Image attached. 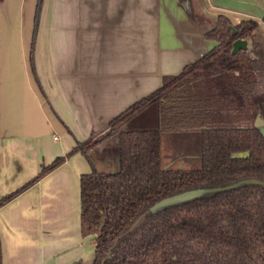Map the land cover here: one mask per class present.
I'll list each match as a JSON object with an SVG mask.
<instances>
[{"label": "crops", "instance_id": "crops-1", "mask_svg": "<svg viewBox=\"0 0 264 264\" xmlns=\"http://www.w3.org/2000/svg\"><path fill=\"white\" fill-rule=\"evenodd\" d=\"M193 8L206 23L178 0H43L34 42L31 24L17 28L22 37L0 40V199L66 156L0 206L1 264H93L80 178L98 171L92 154L118 158L117 135L97 143L90 161L68 153L212 50L217 41L206 33L220 14L232 24L257 21L255 40L264 46V0H193ZM4 10L9 0L0 16ZM156 106L121 129L150 121L157 128Z\"/></svg>", "mask_w": 264, "mask_h": 264}, {"label": "trees", "instance_id": "trees-1", "mask_svg": "<svg viewBox=\"0 0 264 264\" xmlns=\"http://www.w3.org/2000/svg\"><path fill=\"white\" fill-rule=\"evenodd\" d=\"M178 3L196 23L207 22L193 0ZM257 27L253 19L232 24L220 14L206 33L217 41L212 50L114 117L99 140L90 136L68 153L80 151L90 161L97 143L117 135L118 170L93 168L80 178L82 232L94 236L93 264H264V136L254 125L258 115L264 119V46L255 40ZM246 37L251 51L232 54L233 42ZM154 103L157 128L121 129ZM172 131L200 132V167L161 163L162 133ZM65 158L2 197L0 206ZM247 178L260 182L228 187ZM196 188L219 189L147 212L165 197Z\"/></svg>", "mask_w": 264, "mask_h": 264}, {"label": "rangeland", "instance_id": "rangeland-1", "mask_svg": "<svg viewBox=\"0 0 264 264\" xmlns=\"http://www.w3.org/2000/svg\"><path fill=\"white\" fill-rule=\"evenodd\" d=\"M43 0H9V10L0 16V40L7 42L14 37H22L24 26L32 25V42L39 22V14ZM22 29L19 33L17 28ZM19 33V34H18ZM158 108V106H156ZM156 108L154 110H156ZM154 115V111H151ZM150 112V114H151ZM154 112V113H153ZM149 124H139L133 129L156 128ZM130 129V126L128 127ZM108 130V129H107ZM106 130V131H107ZM92 136V141L99 140L105 133ZM201 135L199 131H177L163 132L161 141V163L165 167L190 170L201 166ZM190 153V156L187 154ZM192 153V154H191ZM98 171L115 172L119 168L117 156L109 155L107 160L98 161L97 157L91 155ZM86 232V231H85Z\"/></svg>", "mask_w": 264, "mask_h": 264}, {"label": "water", "instance_id": "water-1", "mask_svg": "<svg viewBox=\"0 0 264 264\" xmlns=\"http://www.w3.org/2000/svg\"><path fill=\"white\" fill-rule=\"evenodd\" d=\"M232 29L235 31L233 26H232ZM251 49H252V40H251L250 37L238 38L232 44L231 53L232 54H236L240 50H244V51L250 52ZM254 125L256 127H259L262 135L264 136V119L260 115H258L256 117V119L254 121ZM252 182H260V180L252 179V178L240 179V180L234 182L233 184H231L228 187H234V186H238V185H241V184H244V183H252ZM217 189H219V188H214V189H212V188H196V189L183 191L181 193L165 197V198L161 199L160 201L154 203L152 206L149 207L147 212L148 213L149 212H156V211H158V210H160V209H162L164 207L192 200V199H194L196 197H199V196L203 195V193H205V192H208V191H211V190H217ZM140 219L141 218H139V220Z\"/></svg>", "mask_w": 264, "mask_h": 264}]
</instances>
